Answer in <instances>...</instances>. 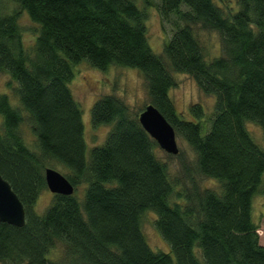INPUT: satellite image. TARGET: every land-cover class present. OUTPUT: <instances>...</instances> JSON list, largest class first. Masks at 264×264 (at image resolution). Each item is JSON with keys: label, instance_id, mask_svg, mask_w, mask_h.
Returning <instances> with one entry per match:
<instances>
[{"label": "trees", "instance_id": "16d2710c", "mask_svg": "<svg viewBox=\"0 0 264 264\" xmlns=\"http://www.w3.org/2000/svg\"><path fill=\"white\" fill-rule=\"evenodd\" d=\"M158 1L163 16L175 12L184 22L161 53L148 43L147 13L135 0H0V72L15 83L7 84L20 105L0 93V175L25 208L22 227L0 221V264H264L252 219L253 197L264 191V148L246 126L264 133V0ZM6 2L18 10L3 12ZM21 11L37 26L32 42L24 39ZM195 25L219 34V57L205 59ZM81 61L140 71L145 105L189 144L194 164L180 150L168 154L181 170L171 176L139 112L113 94L91 107L93 126L109 129L87 159L82 110L69 87ZM173 71L215 96L206 118L199 103L177 112ZM25 118L36 149L21 134ZM55 164L75 189L85 185L82 196L53 194L36 212L47 189L44 169ZM197 177L216 184L204 187ZM146 211L155 213L172 255L149 247L141 229ZM57 245L62 251L53 257Z\"/></svg>", "mask_w": 264, "mask_h": 264}, {"label": "rangeland", "instance_id": "374dc122", "mask_svg": "<svg viewBox=\"0 0 264 264\" xmlns=\"http://www.w3.org/2000/svg\"><path fill=\"white\" fill-rule=\"evenodd\" d=\"M135 2L139 8H144L147 13V40L151 49L155 53H161L164 43L168 41V38L171 36L176 26H181L184 23L183 20H181L179 15L175 12L170 13L168 16H163L159 10L160 2L158 0H135ZM12 9L18 10V6L14 2H6L2 10L3 12H9ZM187 10L188 7L184 5L180 7V11ZM19 24L24 39L28 42H32L35 33H37V26L23 11H21L19 15ZM193 29L203 47L206 60H211L222 54L220 36L215 30H205L197 25L193 26ZM73 72L74 76L69 82V87L74 99L78 102L82 110L86 158L88 159L90 149L104 142V138L109 129V125L93 126L91 122V107L93 103L104 95L113 94L127 103L133 113H138L148 101L147 89L141 72L135 68L112 65L105 70H100L91 66L87 61H81L73 66ZM172 74L176 81V86L170 89L169 95L177 112L185 113L190 105L199 103L203 109V119L206 118L210 112H212L215 96L202 93L190 75L174 71ZM10 80L7 73L0 72V93L7 94L14 107H20L12 87L15 83ZM9 82L12 83V86L7 84ZM246 126L254 141L264 148V133H262V128L252 122H247ZM20 129L26 144L36 149L35 136L26 118L24 122L21 123ZM176 139L179 150L182 151L186 163L193 165L194 152L192 148L184 139L178 136H176ZM157 154L162 160L168 163L171 176L180 174L179 161L175 156H169L168 153L159 146L157 147ZM52 168L63 175L67 173V171L58 164L53 165ZM196 179H199L204 187L214 186L216 184L214 180L203 177H197ZM262 184L264 186V174ZM83 186L85 185L80 184L75 189L74 194L78 197L82 196ZM52 196L53 193L50 192L48 188L43 190L37 199L34 210L36 212H42L51 201ZM155 219L156 215L152 211H146L142 214L141 229L144 237L152 250L167 252L172 255L170 245L162 238L155 228ZM252 219L259 227V242L264 244V191L255 194L253 197ZM61 251V245H57L51 252V255L57 257ZM196 253L199 255V249H197Z\"/></svg>", "mask_w": 264, "mask_h": 264}, {"label": "water", "instance_id": "95a60500", "mask_svg": "<svg viewBox=\"0 0 264 264\" xmlns=\"http://www.w3.org/2000/svg\"><path fill=\"white\" fill-rule=\"evenodd\" d=\"M138 120L158 146L170 155L179 153L173 126L152 104L145 105L138 113ZM46 186L53 194L72 195L75 187L65 175L52 167L44 169ZM0 221L16 227L25 223V208L11 185L0 175Z\"/></svg>", "mask_w": 264, "mask_h": 264}]
</instances>
